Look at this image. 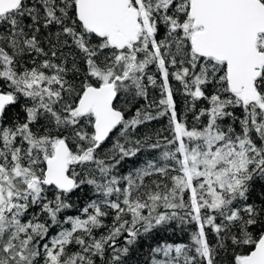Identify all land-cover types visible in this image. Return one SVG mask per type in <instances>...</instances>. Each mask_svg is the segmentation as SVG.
<instances>
[{
  "label": "snow or ice",
  "instance_id": "6c2138e0",
  "mask_svg": "<svg viewBox=\"0 0 264 264\" xmlns=\"http://www.w3.org/2000/svg\"><path fill=\"white\" fill-rule=\"evenodd\" d=\"M0 25V264H125L171 222L194 227L190 243L154 247L151 264H264V199L249 202L264 182V0H0ZM149 86L158 102L126 119L120 95L147 101ZM161 117L168 135L134 138ZM145 146L159 155L113 174ZM84 185L97 199L61 219Z\"/></svg>",
  "mask_w": 264,
  "mask_h": 264
},
{
  "label": "trees",
  "instance_id": "16d2710c",
  "mask_svg": "<svg viewBox=\"0 0 264 264\" xmlns=\"http://www.w3.org/2000/svg\"><path fill=\"white\" fill-rule=\"evenodd\" d=\"M34 3L35 0H32ZM31 24L30 20L25 19L23 21V25L26 28V31L31 32V29L27 26ZM6 25H0V33H3L4 28ZM60 31L58 26H51L49 28H41V31L37 34L38 38L41 41V45L45 48V50H48L50 48L49 41L52 43L57 42V33ZM163 29H161V37L163 36ZM71 43V41H69ZM65 53L69 51V48L64 47L62 49ZM78 56V54H77ZM71 60L72 56L68 57V63L67 67L71 69ZM25 62L30 64V58L25 57ZM57 63L60 61L57 60ZM77 65L78 67H81L83 69L82 62L77 59ZM155 71V69H153ZM83 75V71L81 73L77 74L76 76L73 75L71 71L68 72L67 79L75 80L76 83H79L80 77ZM174 88L179 87L174 81L172 82ZM148 100L145 101L141 98H136L135 100L131 101V104H126V98L124 94L120 95L119 100L117 101V105L121 108H124L126 110V119H131L135 115V109L136 108H142V106L146 105L149 102H158L160 99V90L159 88H153L152 86L148 87ZM174 99L177 103V111L178 113L183 116L185 114V108L186 105L184 103V98L180 93H175ZM22 103V102H21ZM207 102L202 101L198 102V108L206 106ZM153 114H155V109H152ZM237 115H239V110H237ZM8 116L15 120L17 117H19L21 120L24 118V112L21 107V104H16L14 106L9 107L8 109ZM188 120H192V114L191 112L187 113ZM168 123V117H161L159 119L153 120L149 123L143 124L139 126L135 130V136L136 139H141L144 137H152L153 139H156V134L161 133V135H168L167 132H161L162 129H165L167 127ZM225 123H228L226 120ZM237 130L238 126H237ZM115 138V136L113 137ZM111 147V141H109L107 144L104 145V147L100 150V153L98 155H101L103 152H105L107 149ZM159 155V150H151L148 149L146 146L141 150L140 153L137 154V156L132 158H126L113 172L115 175L124 176L127 175L129 172H131L134 168L141 167L144 165V163L150 159H153L154 157H157ZM49 199L53 198V192H48ZM114 198V197H113ZM97 199V194L93 191L92 186L84 185L81 186L80 189L74 190L73 193L70 195L69 202L73 204V208L65 210L60 216L61 219H63L67 215H78L81 214V210L83 207H85L91 200ZM264 199V182H257L254 186L253 193L250 197L249 202H255L257 204L260 203V200ZM31 211L38 212V208H33ZM41 222H43L44 217H41ZM104 222L106 225H110L112 223V216L109 215L108 217L104 218ZM64 227H70V225H64ZM107 228H102L96 230V235L99 236L101 233H106ZM194 230V227L184 226L183 228L178 226L176 222H171L169 225L153 229L151 233L143 234L141 235L137 241L130 246L129 253L127 257L125 258V264H151L152 260V249L160 244L164 243H190V233ZM59 231L58 228L53 227L49 234V239L51 236H54ZM126 235V234H125ZM209 240L213 243L215 242L214 235L209 232ZM125 245V241L123 237H120L117 239V246L123 247ZM76 249L71 247L69 248V251H75ZM225 258H227V254H223ZM157 258H161L160 256H157ZM96 264H102V261L99 257H96Z\"/></svg>",
  "mask_w": 264,
  "mask_h": 264
}]
</instances>
